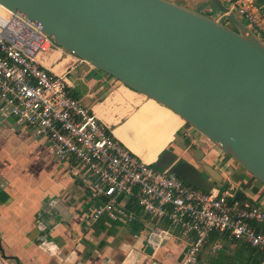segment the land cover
<instances>
[{
  "label": "water",
  "instance_id": "water-1",
  "mask_svg": "<svg viewBox=\"0 0 264 264\" xmlns=\"http://www.w3.org/2000/svg\"><path fill=\"white\" fill-rule=\"evenodd\" d=\"M208 2L220 18L168 0H0V5L29 19L89 68L180 117L192 129L199 157L217 148L264 186V43L221 0ZM174 141L186 149L178 134ZM152 166L196 189L214 187L168 150Z\"/></svg>",
  "mask_w": 264,
  "mask_h": 264
},
{
  "label": "crops",
  "instance_id": "crops-1",
  "mask_svg": "<svg viewBox=\"0 0 264 264\" xmlns=\"http://www.w3.org/2000/svg\"><path fill=\"white\" fill-rule=\"evenodd\" d=\"M168 1L199 12L204 9L210 17L220 18L208 0ZM257 3L264 12V0H257ZM38 58L55 73H66L70 92L89 107L112 133L116 126L132 118L139 123L141 131L145 126L147 129L144 130L154 135L153 142L161 149L155 151L148 161L131 151L144 162L153 164L163 150H168L194 165L221 193L233 194V198L238 194V201L242 204L247 202L264 208V186L220 150L210 147L199 157L198 144L188 147L186 138H183L186 149L181 150L174 141V134L183 131L184 124L179 128L173 126L170 123L172 112L168 109H161L157 103L153 107L150 102H145L148 99L145 96L139 101L137 95L140 93L103 72L78 63L77 57L61 49H52L46 56L39 55ZM70 66L73 70L66 72ZM130 91L137 95L130 94ZM113 94L119 95L120 100L107 110L106 114L113 119L112 123H107L95 111L97 106L106 102L103 99H112ZM141 103H144L143 107ZM1 104L0 100V108ZM1 116L0 264L179 263L188 237L174 235L159 245L146 242L143 236L135 238L141 230L154 226L138 206L135 207L137 214L129 209L136 216L130 223L113 222L106 217L92 221L85 205L86 194L78 181L69 178L66 166L57 161L42 141L15 118L2 113ZM169 127L175 130L171 140L162 132ZM213 244L219 249L211 250ZM204 247L207 248L199 253L197 264H230L229 259L238 256L236 252L240 249L239 242L219 237L211 243L208 240Z\"/></svg>",
  "mask_w": 264,
  "mask_h": 264
},
{
  "label": "built area",
  "instance_id": "built-area-1",
  "mask_svg": "<svg viewBox=\"0 0 264 264\" xmlns=\"http://www.w3.org/2000/svg\"><path fill=\"white\" fill-rule=\"evenodd\" d=\"M221 1L264 43V12L257 0ZM56 48L61 49L29 19L0 9L1 112L15 118L66 166L69 178L78 181L86 194L92 221L106 217L130 223L136 216L127 204L133 201L154 224L135 238L143 236L159 245L174 235L188 237L178 264H197L211 235L264 254L263 208L244 205L216 187L209 191L191 187L133 154L70 92L66 73H55L39 60V55ZM71 70L72 66L66 68ZM183 136L188 147L197 144L191 127L184 128ZM217 249L218 245L211 246Z\"/></svg>",
  "mask_w": 264,
  "mask_h": 264
},
{
  "label": "bare ground",
  "instance_id": "bare-ground-1",
  "mask_svg": "<svg viewBox=\"0 0 264 264\" xmlns=\"http://www.w3.org/2000/svg\"><path fill=\"white\" fill-rule=\"evenodd\" d=\"M2 8H4V7H2L1 5H0V9H2ZM58 54V53H57ZM58 56V55H57ZM56 57V56H55ZM52 58V57H51ZM59 65V64H58ZM121 87H123V86H121ZM120 88H118V90H119ZM124 90L123 91H127V90H125V88H123ZM119 91H121V90H119ZM131 93L130 94H133L134 96H136L137 94L136 93H134V92H132V91H130ZM114 93V92H113ZM123 93L124 92H122V95H123ZM128 93V92H127ZM115 94V93H114ZM113 94V95H114ZM118 94V93H117ZM114 95V96H112L113 98L112 99H110V98H108V99H103V101H106V102H104V104H101V105H99V106H97L96 107V111L95 112H97V114H98V116H99V118H101L103 121H105V122H107V123H112V121H113V119H111L110 117H108V114H106L107 113V110L112 106V104L114 103V102H118L119 100H120V97H119V95ZM132 95V96H133ZM137 96H139V98H138V100L140 101V98H144V95H137ZM130 99H131V97H130ZM129 99V100H130ZM127 100H128V97H127ZM134 100V99H133ZM132 100V101H133ZM152 100V99H151ZM102 101V102H103ZM123 101V100H122ZM131 101V102H132ZM154 101V100H153ZM121 102V101H120ZM119 102V103H120ZM124 102V101H123ZM123 104V103H122ZM134 104V103H133ZM114 105V104H113ZM117 105V104H116ZM126 105H129L128 103L126 104ZM157 105L158 106H160L161 107V109H163V108H166V107H163V106H161V105H159L158 103H157ZM94 106H96V105H94ZM118 106V105H117ZM125 106V105H124ZM123 106V107H124ZM123 107H121L120 109H122V110H124L123 109ZM129 107H131L130 105H129ZM95 109V107H93V110ZM113 109V108H112ZM112 109H110L111 111H112ZM114 109H116V108H114ZM167 109V108H166ZM169 110V109H168ZM109 111V110H108ZM115 111V110H114ZM170 111V110H169ZM113 112V111H112ZM127 112V111H126ZM170 112H172V111H170ZM116 114V113H115ZM107 115V116H106ZM111 117H112V115H111ZM125 117V116H124ZM117 118V117H116ZM119 121V120H118ZM184 121L180 118V117H178L176 114H174L173 112H172V115H171V117H170V123L173 125V126H176V127H180L181 125H183L184 123H183ZM116 123V122H115ZM108 126V125H107ZM116 126V125H115ZM120 127V125L119 126H116L115 128H114V130L115 129H117V128H119ZM170 128V127H169ZM165 129V130H163L162 132L171 140L172 139V136H173V134H174V132H175V130H173L172 128H170V129ZM130 132H133V130H130ZM134 132H137V131H134ZM116 138V137H115ZM143 151L145 152V153H138L137 155L138 156H140L141 158H144V159H147V160H149V158H151V156H153L154 155V153H155V151H157V150H159V149H161V147H159L158 145H151V147H147V148H145L144 146H143ZM134 151V150H133Z\"/></svg>",
  "mask_w": 264,
  "mask_h": 264
},
{
  "label": "flooded vegetation",
  "instance_id": "flooded-vegetation-1",
  "mask_svg": "<svg viewBox=\"0 0 264 264\" xmlns=\"http://www.w3.org/2000/svg\"><path fill=\"white\" fill-rule=\"evenodd\" d=\"M150 102L152 103L153 107L156 105V102L151 99ZM156 109L158 110V108ZM136 122L137 121L132 118L131 120H127L124 124H121L119 127L118 135L120 137V140L130 151L135 150L138 153H145L142 149L143 146L145 148H149L151 147V145L156 146L158 144H154L153 142L154 135L151 133L148 134V132L144 130L146 128L145 126L143 127L144 129H142L143 131H141V126ZM130 130H133V132H130Z\"/></svg>",
  "mask_w": 264,
  "mask_h": 264
},
{
  "label": "trees",
  "instance_id": "trees-1",
  "mask_svg": "<svg viewBox=\"0 0 264 264\" xmlns=\"http://www.w3.org/2000/svg\"><path fill=\"white\" fill-rule=\"evenodd\" d=\"M201 13L208 15L209 16V12L207 10H200ZM118 131L119 128L113 130V135L120 141V137L118 135ZM123 143V142H122ZM133 153H135L136 155L138 154L137 151H133L131 150ZM144 159V158H143ZM145 161H148L147 159H144ZM137 204H134L133 201L128 202L127 204V209L129 210H133L136 214L137 211L135 210ZM216 236L215 235H211L208 240L211 242L216 240ZM239 250L236 252L238 256H236L233 259H229L230 264H264V254L260 251H258L255 248H252L248 245L239 243Z\"/></svg>",
  "mask_w": 264,
  "mask_h": 264
},
{
  "label": "rangeland",
  "instance_id": "rangeland-1",
  "mask_svg": "<svg viewBox=\"0 0 264 264\" xmlns=\"http://www.w3.org/2000/svg\"><path fill=\"white\" fill-rule=\"evenodd\" d=\"M240 19H241L242 23H243L246 27H248V28L250 29L248 22H247L245 19L241 18V17H240ZM250 30H251V29H250ZM255 35H256L258 38H260V35H259V34H256V33H255ZM146 101L150 102V99H146L145 102H146ZM145 102H144V103H145ZM144 103H141L140 106L143 107ZM150 103H151V102H150ZM151 104H152V103H151ZM140 106H139V107H140ZM139 107H138V108H139ZM183 123H184V122H183ZM187 127L189 128V126L185 123V124H184V128H187ZM178 137L184 138V136H183V131L179 132ZM185 143H186V142H185ZM220 188H221V187H220ZM232 196H233V194H232ZM245 203H246V204H250V203H247V202H245ZM260 207L263 208L262 206H260ZM263 209H264V208H263ZM203 248H204V250H205V248H207V247H203Z\"/></svg>",
  "mask_w": 264,
  "mask_h": 264
}]
</instances>
